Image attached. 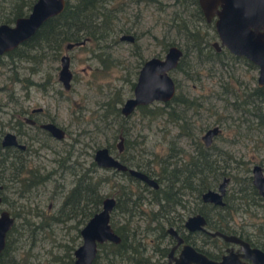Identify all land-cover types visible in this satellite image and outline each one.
Segmentation results:
<instances>
[{"label":"rangeland","instance_id":"obj_1","mask_svg":"<svg viewBox=\"0 0 264 264\" xmlns=\"http://www.w3.org/2000/svg\"><path fill=\"white\" fill-rule=\"evenodd\" d=\"M17 1L0 0L4 5ZM96 9L80 7L72 16L59 15L58 34L32 51L36 62L0 55V145L10 132L26 148L20 156L23 167L0 161V209L14 216L18 231L0 264H72L66 257L69 248L74 244L73 257L80 228L105 197L114 200L109 225L119 242L115 247L98 243L91 264H165L175 243L169 228L185 243L215 253L206 236L189 234L184 227L197 209L205 211L209 224L223 223L230 232L264 245L262 209L254 218L244 217L239 206L241 196L253 195L248 188L252 166L264 175V101L251 95L258 87L257 67L221 46L199 0H96ZM126 34L132 40L121 38ZM67 43L72 46L66 48ZM171 45L183 57L180 67L168 72L180 101L168 107L156 101L124 115L121 107L132 96L141 63L163 57ZM62 54L69 58L67 89L57 78ZM14 74L19 80L13 81ZM115 100L118 112L112 109ZM35 107L43 110L35 116L37 123H54L60 138L27 122L18 133L17 121L28 119ZM171 107L173 114L167 111ZM215 126L217 133L205 145L201 137ZM100 147L127 172H141L156 186L98 165L94 155ZM201 147L213 162L206 184L196 188L199 195L228 179L225 197L232 200L217 215L209 206L197 207L199 195L159 181L181 171ZM5 148L0 146V159ZM28 171L36 177L29 188L19 181Z\"/></svg>","mask_w":264,"mask_h":264},{"label":"water","instance_id":"obj_2","mask_svg":"<svg viewBox=\"0 0 264 264\" xmlns=\"http://www.w3.org/2000/svg\"><path fill=\"white\" fill-rule=\"evenodd\" d=\"M199 2L208 16L213 12L217 13L215 27L221 43L225 44L233 53L243 55L255 64L258 69L257 86H264V0H199ZM65 3L66 0H34L26 14L16 16L12 22H1L0 54L17 47L30 38L43 22L62 12ZM217 5H220L219 9H217ZM121 38L132 40V36L128 34L123 35ZM71 46L72 43L65 45L66 48ZM181 55V50L177 46L171 45L167 47L163 57L152 56L141 63L133 86L132 96L126 98L121 107L124 115L129 114L136 106L149 104L152 101L168 102L174 97L175 85L168 72L177 66ZM60 60L59 77L67 89L71 77L68 55L63 54ZM44 126L51 131L54 137L60 138L62 136V131L55 124L48 122ZM217 131L216 126L209 128L204 132L202 140H205V143L208 144L211 136ZM121 139L118 142L119 148H121ZM1 144L3 146L16 145L15 136L10 132H6ZM94 160L100 166L116 167L120 170L126 169L124 165L109 154L106 147H100L95 151ZM130 173L156 186V183L147 179L143 173L133 170ZM253 176L255 185L260 191L264 192V175H262L261 168L258 165L253 166ZM227 180V178H224L223 182L219 184L217 190L219 192L211 189L204 192L202 194L204 200L218 202ZM113 204L112 197H105L102 200L101 208L93 213L80 228L81 243L73 251L72 264H91L98 243L119 242V237L109 225V211ZM191 222H195L199 226L203 221L201 216L195 215L188 217L185 223L186 226L190 227ZM11 225L12 218L9 217L6 211L1 212L0 252L5 246V236ZM168 232L176 237L177 243L182 241L172 228H169ZM223 236L227 240L242 243L234 236ZM255 252L260 254L259 262H255V264H264V253L257 249H255ZM224 260L215 262L207 259L204 254L197 252L185 243L179 258L175 259V264H227Z\"/></svg>","mask_w":264,"mask_h":264},{"label":"flooded vegetation","instance_id":"obj_3","mask_svg":"<svg viewBox=\"0 0 264 264\" xmlns=\"http://www.w3.org/2000/svg\"><path fill=\"white\" fill-rule=\"evenodd\" d=\"M219 8H220V5H217V9H219ZM26 13H24V14H26ZM24 14H22V15H24ZM206 16H207L208 19H210V22L212 21L213 24L215 25V21H216V19L218 17L217 13L213 12L209 16L206 14ZM12 21H10V22H12ZM220 43H221V41H220ZM221 46L225 50H227L229 53H231L232 55H234L236 57H239V58H241L243 60L249 61L245 56H243V55H237V54L233 53L232 51H230L229 48L225 44H222L221 43ZM17 47H14L13 49L8 50L6 52H3L0 55H5L6 53L13 51ZM57 78H58V80L60 82H63L60 79V77H59V72L57 73ZM153 102H156V101H152L151 103H153ZM157 102H160V101H157ZM151 103L145 104V105H139V106H136V107H143V106L144 107H147ZM163 103H165V102H163ZM41 113H43V110L40 107H37V108L35 107V108H33V109L30 110V115L27 117L28 119H26V118H24V120H18L17 119L18 120L17 121L18 122V125L17 126H18V131H19L18 133L19 134H22V128L27 123H29V126L36 127V128H39L40 127L41 128V131H43L46 135H48L50 137L51 136L54 137L51 134V131L47 127L44 126L48 122H45L41 126L39 125V123H37V120H36L35 116L36 115H39ZM18 117L21 118L20 115H18ZM50 123H52V122H50ZM15 140H16V145L15 144L7 145V146H3L2 144L0 145L1 147L2 146L3 147H6L5 148L6 150L2 149V151H3L2 152V155H4V157L2 159H0V161L2 162V161H5V159H8V162L11 164V167L18 168V167H23L24 166V165H21L22 160L20 161V156L22 155V152H24L26 150V148L24 147L25 145H22V144L19 143V141H17L16 137H15ZM205 142L206 141L204 140V143ZM208 144L205 143V145H208ZM117 147H118V144H117ZM118 149H121V148L118 147ZM253 166L251 168V179L249 177L250 187H248L249 189L251 188L250 191L252 190V194L253 195H251L249 198H248V196H241L240 199H239L240 200L239 206H240V210H241L242 214L244 215V217L247 216L248 214H250L251 217L254 218V216H252V214L256 213V211L258 209L259 210L262 209V212L264 213V192L260 191V189L254 183ZM113 170H115V169H113ZM122 171H125V172H123L124 174H127L128 173L134 179L135 178H137V179H143V178L138 177V176H136L134 174H130L129 172H127L126 169H124ZM28 172H30V171H28ZM29 179L36 180V177L33 175V176H30ZM143 180H145V179H143ZM226 185H227V182H226ZM218 186H219V184L217 185V188L216 189H212V188L209 187L208 189L205 190V192L207 190H209V189L217 191L218 190ZM28 188H29V186H28ZM2 190H3V187L0 185V194H1V191ZM240 191H242V189ZM217 192H219V191H217ZM225 193H226V191H225V188H224L223 194H222L221 198L218 199L219 200L218 202L204 200V198L202 196L203 193H202L201 195L195 197V200H196L197 205H198L197 207L200 208V205H202L203 209H205L204 207L209 206L215 212L214 214L217 215L220 211L227 210L228 204H229L228 201L231 202V200H232V198H226L225 197ZM1 200H2V196H0V204L2 203ZM249 210H251V211L248 212ZM3 211H6L8 213V215H9V217L12 218V225L7 230V233H6V236H5V246L2 249V251L0 252V255L2 254V252L4 251V249H7V243H8L7 236H8V233L12 229L14 230V232L12 234H16L17 235V233H18V231L15 228V218H14V216L11 215L10 212L8 210H6V209H0V214ZM204 212H202V210L200 211L199 209H197V210L194 211V213H192L189 216V217H193L195 215L201 216L203 222L199 226L196 225L195 222H191L190 223V225H191L190 227L189 226H186L185 223H186L188 217H187V219L184 220L183 224H184V227L189 232V234H196V233H198V234H203L204 236H206V238L208 239V241L211 243L212 247L214 248L215 253H213L211 251H208L206 249L199 248V247H197V246H195L193 244H188L187 243L189 246H191L197 252H200V253L204 254V256L207 259H210V260L215 261V262H221L224 259H225L224 261L227 264L228 263H230V264H255V262H259L258 261V258H260V254L259 253H256L255 252V249H257L259 251H262L264 253V245L259 246L257 244H253V243L249 242L247 239H245L244 237H242L240 235H237L235 233L230 232L228 230V228L223 225V223H218L216 225L209 224L207 215ZM17 213H19V212H17ZM224 219L226 220L225 217H224ZM224 219H222L223 222L225 221ZM228 226L231 229V227H230L229 224H228ZM223 235H226V236H234L239 241H241L242 243H239L237 241L230 240V239L227 240ZM173 237L175 238V243H173L171 245V247L169 248L168 252L166 253V263L165 264H175V259L179 258V255H180L181 250L183 248V244H185V242L183 240L181 242L177 243L176 237L174 235H173ZM155 250H157V249H155ZM146 261H149V260L147 259Z\"/></svg>","mask_w":264,"mask_h":264},{"label":"trees","instance_id":"obj_4","mask_svg":"<svg viewBox=\"0 0 264 264\" xmlns=\"http://www.w3.org/2000/svg\"><path fill=\"white\" fill-rule=\"evenodd\" d=\"M34 0H18L16 3L14 2L13 4H8V5H4L0 2V22H10L12 21L16 16L18 15H22L24 13H26L30 7L31 4ZM80 7H87L90 11L92 12H96V0H76V3L73 4L72 6L69 5L68 0H66L65 3V7L62 10L61 13H59L56 16H52L50 18H48L45 22H43L41 24V26L34 32V34L28 38L26 41H24L23 43H21L17 48H15L13 51L6 53L8 56H14L15 55H23L26 58H29L31 61L36 62L38 55H36L35 52H32L34 48H36L39 44H46L49 43L52 39H54V37L58 34V32L60 31V28H58V23H56V18L61 15V14H67L68 16H72V14L75 13V11L78 10V8ZM104 23H106L107 17H104L103 19ZM66 41V40H65ZM63 43V42H62ZM5 54V55H6ZM182 58H180L179 63L177 64V68L180 67L181 65V61ZM50 78V75L47 76V80ZM15 80H19L17 78V76L14 74L13 77V81ZM22 80V79H21ZM26 80V83H29V80ZM50 80V79H49ZM133 85V84H132ZM251 95H254L255 97L262 99L264 101V86L262 87H256L253 91V93H251ZM178 102L180 101V98H177L176 95L168 102H165V106H169V104L171 102ZM119 102H117L116 100L114 101V105L116 107H114V105L112 104V109L115 108V111L118 112L119 108L117 106ZM139 108H143V107H139ZM173 107H171L169 110H167L168 112L170 110H172ZM147 109H145V112ZM166 111V112H167ZM171 114H173L170 111ZM206 149L205 148H200L198 150V152L195 153V155L193 156L192 159H188V161H185L182 170L181 171H177V172H173L170 173L168 175H166V177L164 176H160L159 177V181H167L171 184H176V190L178 192H182V191H188L190 193H192V195L194 194L199 195L201 190H197L196 188L198 185L204 183L206 184V171L207 169L209 170L213 160H211L210 158L206 157V153H205ZM64 164V163H63ZM62 164V166H63ZM29 175H26L24 177H22L19 181L22 183L23 186H32L34 184V179L31 180L29 179L30 176H33L32 172H28ZM208 188V187H207ZM206 189V187L204 188ZM194 192V193H193ZM160 193V191H154V196H158V194ZM14 232V230L12 229L9 233H8V241L9 243H12V233ZM74 244H72V247L69 248V252L72 251ZM116 244L113 243L112 247H115ZM7 251V249H4V251L2 252V254L0 255V259H2L1 256H3V254ZM67 254L66 257H68V262L70 263L73 260L72 257V252H70ZM70 260V261H69Z\"/></svg>","mask_w":264,"mask_h":264}]
</instances>
